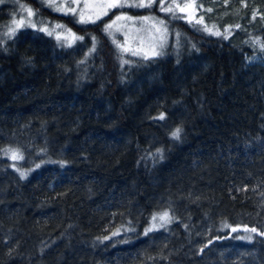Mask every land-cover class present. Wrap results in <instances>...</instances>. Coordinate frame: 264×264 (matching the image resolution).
Segmentation results:
<instances>
[{
  "label": "trees",
  "instance_id": "trees-1",
  "mask_svg": "<svg viewBox=\"0 0 264 264\" xmlns=\"http://www.w3.org/2000/svg\"><path fill=\"white\" fill-rule=\"evenodd\" d=\"M121 11L152 9L87 25L43 10L84 44L4 46L0 264H264V55L179 14L181 50L135 58L105 30Z\"/></svg>",
  "mask_w": 264,
  "mask_h": 264
},
{
  "label": "rangeland",
  "instance_id": "rangeland-1",
  "mask_svg": "<svg viewBox=\"0 0 264 264\" xmlns=\"http://www.w3.org/2000/svg\"><path fill=\"white\" fill-rule=\"evenodd\" d=\"M114 2L116 0H0V15L3 16V19L0 20V56L4 54V46L7 45V42L14 40L21 32L43 33L52 36L66 50L84 44V36L74 33L62 23L51 21L49 17L44 15L43 10H47L54 15L72 17L78 23H80L81 14H83L86 21L89 17L95 21L80 23L87 25L99 22L114 10H144L147 8L152 9V12L135 15L129 11H121L107 23L113 24L112 29L106 31L113 43L117 47L119 45V50L133 55L135 58L146 59L161 56L167 52L169 47L176 52L180 51L182 36L179 32L173 34L169 24H167L168 21H166V18L170 20L178 19L179 14H184L183 16L189 22L201 24L203 28L214 35L219 33L217 36L224 35L232 41H243L240 34H248L250 40L246 43L257 54L252 55V58L258 57L259 53L264 55V47H262L264 44L258 40V37L252 35L264 26V13L255 11L247 2L232 7L227 0H151V7H115L107 9L103 7ZM120 2L130 4L140 3L141 0H120ZM143 2L148 3L149 0H143ZM50 3L62 6L64 10L56 11L48 6ZM161 4L165 8L172 6V11H161L159 7ZM29 9L32 12L31 16L28 15ZM248 10L252 11L249 16L247 14ZM117 16L125 18L116 20ZM127 17H131V19H126ZM145 17L148 19H144ZM160 20L164 21L166 32L164 27L157 23ZM21 21L23 23H20ZM33 24L35 27L32 26ZM56 25H62L63 27L57 28ZM43 28L49 31L55 29V31L53 35H49L48 32L41 30ZM13 29H15L14 32ZM57 35L60 36L59 40ZM78 37H83V39H77ZM13 153H16L19 157L22 156L19 152H12L10 155L12 161L16 164L14 166H17L15 169L19 171L23 159H13ZM163 215L160 214V216L155 217V220H152L147 233L167 229L171 225L172 219L168 215L165 220H161Z\"/></svg>",
  "mask_w": 264,
  "mask_h": 264
},
{
  "label": "snow or ice",
  "instance_id": "snow-or-ice-1",
  "mask_svg": "<svg viewBox=\"0 0 264 264\" xmlns=\"http://www.w3.org/2000/svg\"><path fill=\"white\" fill-rule=\"evenodd\" d=\"M49 7H52V8H54V10H56V11H61V10H64L63 8H62V6H58V5H55V4H49L48 5ZM104 8H115V7H119V8H124V7H135V8H143V7H151V0H149V2L148 3H144L143 2V0H141V2L140 3H127V2H120V0H116V2H114V3H111V4H107V5H104L103 6ZM159 7H160V10L161 11H172V6H169V7H167V8H165L164 6H163V4H161V5H159ZM28 15L29 16H31L32 15V12H31V10L29 9L28 10ZM125 17H121V16H117L116 17V20H120V19H124ZM126 19H131V17H127ZM144 19H148L147 17H145ZM79 22L80 23H86V22H95L91 17H89V19L86 21L85 19H84V17H83V14H81V19L79 20ZM20 23H23V21H21ZM29 23H31V21H29ZM115 23V22H114ZM157 23H159L161 26H163L164 27V31L166 32V26H164V21L163 20H160V21H158ZM33 27H35V25L33 24L32 25ZM56 27L57 28H60V27H63L62 25H56ZM112 27H113V24H107L106 26H105V30L106 31H108V30H110V29H112ZM14 30L15 29H13V32H14ZM42 31H46V32H48V34L49 35H53V33H54V31H55V29H53L52 31H49L48 29H46V28H43V29H41ZM158 31H159V29H157ZM10 35L12 34V33H9ZM215 34H217V35H219V33H215ZM74 35V34H73ZM57 39L59 40L60 39V36L59 35H57ZM77 39H83V37H78ZM93 40H95V38L93 37L92 38ZM118 47H119V45H118ZM262 47H264V45H262ZM91 51H95V46H93V48L91 49ZM135 54V53H134ZM157 55L159 54V53H156ZM159 119H164V116L163 115H161L160 117H159ZM180 132H181V129L180 128H177L174 132H172V137L173 138H175V139H179V137H180ZM158 152H162V150H158ZM17 158H22V157H19L16 153H13V159H17ZM167 213H164V215L161 217V220H165L166 218H167ZM153 219L155 220V217H153ZM149 231H151V229H149ZM233 231H235V229H233ZM251 231L252 232H255L256 231V229H251ZM262 234H264V233H262ZM249 239H250V237H249Z\"/></svg>",
  "mask_w": 264,
  "mask_h": 264
}]
</instances>
